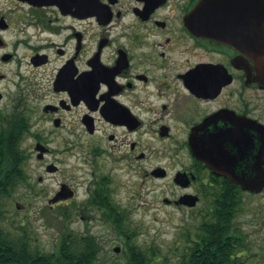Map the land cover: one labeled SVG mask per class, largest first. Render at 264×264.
<instances>
[{
  "label": "flooded vegetation",
  "instance_id": "af4514ba",
  "mask_svg": "<svg viewBox=\"0 0 264 264\" xmlns=\"http://www.w3.org/2000/svg\"><path fill=\"white\" fill-rule=\"evenodd\" d=\"M61 1L74 0H0V131L22 126L21 185L38 194L59 173L63 133L80 182H60L48 208L122 222L111 175L140 168L170 180L161 202L201 241L224 236L235 264H264V0H98L97 16Z\"/></svg>",
  "mask_w": 264,
  "mask_h": 264
},
{
  "label": "rangeland",
  "instance_id": "374dc122",
  "mask_svg": "<svg viewBox=\"0 0 264 264\" xmlns=\"http://www.w3.org/2000/svg\"><path fill=\"white\" fill-rule=\"evenodd\" d=\"M3 88L5 86L0 85V89ZM5 114L12 113L0 112V118ZM62 137L68 142L60 143ZM73 140L72 136L59 133V144L50 145L55 154L48 160L61 170L45 177L38 187L42 191L33 195L19 185L10 195L1 198L0 228L14 238L27 236L31 248L41 253L56 251L63 239L72 243L75 241L76 247L81 248L84 245L81 237L91 236L97 245L95 256L98 264H127L128 246L149 250L155 264H182V255L191 242L189 236L197 234L198 230L191 227L193 221L190 215L161 202L164 196L172 195L170 180L142 177L140 168L136 172L125 168L112 173L117 194L115 200L121 206L124 217L120 227L111 221L107 222L104 213L73 212L72 203L53 209L47 207V200L60 182L75 187L80 182L74 168L73 154L69 151ZM33 163L35 160L30 161V164ZM154 165L150 162L142 167L149 169ZM78 192L79 198H82V188ZM116 247L119 248L118 252H114Z\"/></svg>",
  "mask_w": 264,
  "mask_h": 264
},
{
  "label": "trees",
  "instance_id": "16d2710c",
  "mask_svg": "<svg viewBox=\"0 0 264 264\" xmlns=\"http://www.w3.org/2000/svg\"><path fill=\"white\" fill-rule=\"evenodd\" d=\"M19 124V121H14L9 128L0 131V200L25 183L18 171L19 165L16 164L21 156L19 140L22 139V126L18 127ZM109 218L116 226H121L122 222L115 212L109 211ZM195 240L188 243L182 255V264H235L229 258L233 247L229 239L223 236L219 242L208 237L201 241L197 233ZM74 243L63 239L56 251L41 253L31 248L27 236L14 238L0 228V264H98L95 256L97 245L93 238L87 239L81 248ZM127 250V264H155L149 250H142L139 246H128ZM203 254L206 256L203 257Z\"/></svg>",
  "mask_w": 264,
  "mask_h": 264
},
{
  "label": "water",
  "instance_id": "95a60500",
  "mask_svg": "<svg viewBox=\"0 0 264 264\" xmlns=\"http://www.w3.org/2000/svg\"><path fill=\"white\" fill-rule=\"evenodd\" d=\"M26 1H30V0H26ZM55 3L59 7L67 6L68 10H70L71 7H74V8H76L77 12L84 14V15H95V16H97L100 12L98 0H74L72 3H66L63 1H61L60 3H58V2H55ZM198 12H199V7H197L195 13H198ZM259 60L261 62V60H263V58L261 59V57H260ZM60 194L66 195V194H64L63 189H62V191L60 193H58L56 195V197L51 200V202L54 203L58 199H60V197H59ZM70 197H71L70 195H66L64 198L66 199V198H70ZM114 251L118 252V248H115Z\"/></svg>",
  "mask_w": 264,
  "mask_h": 264
}]
</instances>
